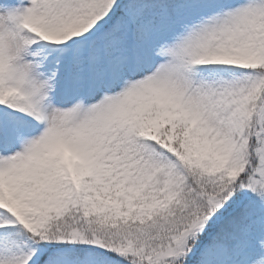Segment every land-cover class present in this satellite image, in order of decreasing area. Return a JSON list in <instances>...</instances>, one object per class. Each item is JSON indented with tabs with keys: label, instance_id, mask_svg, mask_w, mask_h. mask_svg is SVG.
<instances>
[{
	"label": "snow or ice",
	"instance_id": "obj_1",
	"mask_svg": "<svg viewBox=\"0 0 264 264\" xmlns=\"http://www.w3.org/2000/svg\"><path fill=\"white\" fill-rule=\"evenodd\" d=\"M0 264H264V0H0Z\"/></svg>",
	"mask_w": 264,
	"mask_h": 264
}]
</instances>
